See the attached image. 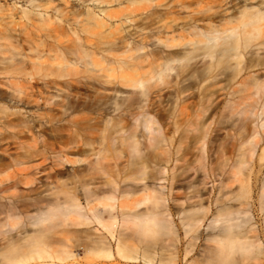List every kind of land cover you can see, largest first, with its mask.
<instances>
[{
	"label": "bare ground",
	"instance_id": "1",
	"mask_svg": "<svg viewBox=\"0 0 264 264\" xmlns=\"http://www.w3.org/2000/svg\"><path fill=\"white\" fill-rule=\"evenodd\" d=\"M7 1L0 0V13L15 9ZM21 1L31 7L21 10L30 29L0 25V73L25 77L24 84L0 82L6 88L0 90V101L8 102L0 107L7 124L0 128V264H78L72 245L64 237H54L57 226L93 225L82 247L91 251L93 259L113 258L112 241L118 226L140 234L159 217L168 223L166 201H176L178 196L171 180L163 177L177 167V160L169 163L165 146L171 145V139L166 143L163 137L154 136L164 128L155 118L161 112V100L149 102L151 90L159 82L165 83L162 76L174 69V63L191 59L199 50H203L201 56L217 58V73L227 76L228 82L246 69L263 66L259 51L264 48V0H176L180 9L203 5L186 17L181 26L185 35H174V28H166L169 31L154 36L148 49L142 41L115 37L118 28L111 29L103 17L122 15L129 20L138 10L136 6L145 10L154 0H77L91 3V7L74 8L71 13L83 17L84 31L94 39H82L75 29L54 25L44 14L53 0ZM60 1L64 6L70 3ZM123 2L128 4L127 14L120 7ZM112 3L120 8L99 7ZM199 23L206 24L205 30ZM68 31L73 37L66 35ZM191 34L194 39L187 38ZM79 73L86 75L79 77ZM252 80L250 95L257 98L264 90V78L254 76ZM115 85L132 90L131 95L112 94L107 86ZM260 104L259 128L264 134V99ZM19 105L28 110L20 111ZM34 105L42 112H32L29 108ZM244 108L242 114H255ZM78 112L90 115L73 116ZM111 113L116 115L107 118ZM125 118L129 122H123ZM258 140L254 126L249 155ZM180 145L178 142L177 151ZM185 151L183 147L182 161ZM199 152L201 158L202 144ZM263 155L264 148L258 159ZM120 173L129 174L130 180V186L122 190L116 182ZM234 176L230 168L227 183ZM146 179L153 180L152 185ZM53 182L72 184L64 192L68 200L61 203L42 195ZM227 183L221 186L229 188ZM262 188L264 195V183ZM202 194L197 190L186 197L187 206H198L192 211L200 213L186 225L199 227L206 216ZM183 203L186 201L180 200L177 205ZM181 210L177 214L185 224ZM56 214L62 215L58 224L54 223ZM29 227L32 234H28ZM115 250L122 259L137 261L135 255H121L118 241ZM144 257L146 263H153L152 256Z\"/></svg>",
	"mask_w": 264,
	"mask_h": 264
},
{
	"label": "rangeland",
	"instance_id": "2",
	"mask_svg": "<svg viewBox=\"0 0 264 264\" xmlns=\"http://www.w3.org/2000/svg\"><path fill=\"white\" fill-rule=\"evenodd\" d=\"M69 1L70 3L64 6L62 1L53 0L51 8L44 14L49 16L54 25L66 30L75 29L82 39L85 37L94 39L84 31L83 17H76L71 13L74 8L91 7V3ZM203 3L200 6L189 4L187 8L180 9L176 0H154L152 6L146 7L145 10L141 8L142 5L136 6L138 10L130 15V21L122 15L115 18L103 17L102 13L99 15L111 26V29L118 28L115 37L142 41L148 49L154 36L169 31L166 28H174V35H185L181 26L186 21V17L202 8ZM7 4H13L15 9L9 10L10 14L6 10L0 13V25L19 30L22 26L30 29V22L21 13L22 8L31 10L30 5L21 0H8ZM99 7L111 10L126 8L123 14H127L128 10L126 2L120 7L116 6V3L102 4ZM56 9L58 11H55ZM95 10L98 11V8ZM34 11L43 12L40 9ZM150 12L153 14H149ZM198 27L205 30L206 24L199 23ZM66 35L73 37L69 31ZM190 36L187 38H195L193 34ZM250 50L252 51L253 48ZM202 52L203 50H199L191 59L174 63V69L162 76L165 83L159 82L149 96V102L157 98L161 100V112L155 118L157 124H161L164 129L154 133V136L163 137L166 143L171 139V145L165 146L169 150V163L174 164L177 160L175 162L177 167L163 176L171 180L172 187L178 194L176 201H166L170 222L167 223L159 217L150 224L149 229L140 234L129 229L121 230L118 226L115 230V241H112L115 254L110 259H93V255L89 253L91 251L87 253L82 247L87 232L93 231V225L57 226L54 229V237L59 239L64 237L66 243L72 245L71 250L78 257V264H149L145 262L144 255L153 257L152 264H157L159 260L161 264H264V195H262L264 155L261 160L258 159L264 148V134L259 128L262 118L259 105L264 99V90L257 98L250 95L252 78L254 76L259 80L264 78V65L246 69L228 82L227 76L217 73L215 66L217 58L214 55L201 56ZM259 52L264 57V48ZM122 56H126V53ZM207 67H211L212 70H208ZM21 74L15 76L11 73H0V82L24 84L25 77ZM85 75L86 73L78 74L79 77ZM39 83L36 81V86H39ZM107 87L112 88V94L118 96L124 97L132 93V90L118 85ZM0 90L6 88L0 87ZM3 105L7 106L8 102L0 101V107ZM19 108L22 112L28 110L22 105H19ZM243 108L247 111L253 109L255 114L253 116L249 115V112L242 114ZM29 109L32 112H42V109H38L35 105ZM81 115H90V113L78 112L73 116ZM113 115L116 114L111 113L107 118L111 119ZM123 122L129 120L125 118ZM254 126L258 130L259 140L254 152L249 155L251 147L249 140ZM174 127H177L175 131H173ZM0 128H7L1 109ZM178 142H181L182 147L177 151ZM200 144L203 150L201 158ZM183 147L186 149L185 161L179 159ZM230 148H232L231 152H229ZM230 168L235 176L231 183H227ZM128 175L119 174L116 180L119 190L130 186ZM175 178H177L176 182ZM59 180L62 181L64 178ZM152 181L146 179L145 183L152 185ZM221 183H227L230 187H223ZM51 186V189L43 192L42 195L51 201L57 199L61 203L69 199L64 192L72 189V184L67 183L64 186L62 183L53 182ZM197 190L202 191L201 205L207 210L199 227L186 225L190 221L189 218L200 215L198 211H192L198 206H187L189 201L186 199ZM132 198L130 197L131 200ZM180 200L186 201L181 207L177 205ZM179 208L185 212L183 216L185 224L180 221L182 215L177 214ZM41 211L44 212L45 208ZM30 212L35 214L33 210ZM114 215L117 216L116 213ZM61 218L62 215L56 214L54 223L58 224ZM32 233L29 227L28 234ZM117 241L121 255H135L137 261L125 260L116 255Z\"/></svg>",
	"mask_w": 264,
	"mask_h": 264
}]
</instances>
